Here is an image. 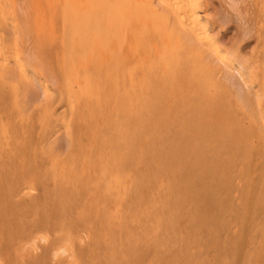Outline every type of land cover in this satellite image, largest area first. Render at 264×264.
I'll use <instances>...</instances> for the list:
<instances>
[{
  "label": "rangeland",
  "instance_id": "obj_1",
  "mask_svg": "<svg viewBox=\"0 0 264 264\" xmlns=\"http://www.w3.org/2000/svg\"><path fill=\"white\" fill-rule=\"evenodd\" d=\"M133 1L137 35L128 39L137 45L130 54L146 63L126 60L125 67L108 8L96 0H57L51 34L39 48L22 27L25 15L18 16L39 0H0V264H151L159 249L138 245L139 234L128 231L139 227L141 209L163 201L173 212L172 223L160 224L161 264H264V0H197L212 36L209 49H200L203 62L187 41L177 42V24L158 0ZM127 21L114 24L125 32ZM156 52L162 75L153 65ZM183 70L195 78L192 87L184 83L194 89L185 106L178 96L163 97ZM142 89L149 97L141 101ZM205 99L208 108H197ZM83 144L95 161L84 172ZM106 154L115 156L112 168L128 175L129 186L112 183L107 207L103 185L89 186ZM59 245L66 253L55 251Z\"/></svg>",
  "mask_w": 264,
  "mask_h": 264
},
{
  "label": "bare ground",
  "instance_id": "obj_2",
  "mask_svg": "<svg viewBox=\"0 0 264 264\" xmlns=\"http://www.w3.org/2000/svg\"><path fill=\"white\" fill-rule=\"evenodd\" d=\"M56 1L57 0H39V2L36 4V3H34V6L31 8V10H29L28 11V13H27V10H26V13L25 14H20V12H19V14L20 15H18L19 17L21 16V18L20 19H22V16L23 15H25V16H23V19H22V23H23V26L22 27H24V28H26L27 30H28V32L29 33H31V34H33V37H34V40H33V42L35 41L36 42V47H38L39 48V45H40V43L44 40V39H47L48 37H49V34H51V21H52V19L54 18V16H55V13H56V11L58 10V5H57V3H56ZM99 4H98V7L99 8H102V10H105V9H107V11H108V14H109V26H110V29H112V32H111V35L114 37V36H116V37H119L120 38V42H121V44H120V57L119 58H121V61H122V65L124 64L125 65V63H128L129 61H131V64H132V60H134L135 61V63L136 64H138V65H144L145 63H146V60H145V58H142V57H139V56H137V55H131L130 54V49L129 48H132L133 46L135 47L136 45H137V43L136 42H133L130 38L128 39V37H129V35L130 36H136L137 35V33L135 32V30H134V25H133V16H134V10H135V7H136V5L134 4V1L133 0H96ZM159 2H160V4L162 5V7L165 9V11H167V12H169L170 13V15L173 17V19L175 20V24H177L176 25V27H177V31H175V33H176V39H177V42L178 43H180V39H182L183 41H187V43L190 45V47H191V52H192V54H194V55H196V56H198V59H199V61H201V62H203L204 60H206L205 59V57L207 58V56H204L203 55V53H202V51L200 50V49H202L203 48V45H205V44H207L208 42H211L212 43V36H211V34H209L208 33V28H207V26H206V22L203 20V11L204 10H201L200 9V7L198 6L199 4L201 5V3L199 2V4H198V2H197V0H158ZM14 2H15V0H14ZM73 2H75V3H82V4H86V0H73ZM66 3V2H65ZM202 6V5H201ZM160 8V7H159ZM11 9V8H10ZM136 11V10H135ZM4 14V13H3ZM164 15H165V13H164ZM163 14H161V16L160 15H158V17H165ZM88 16V15H87ZM118 17H122V18H126V19H128V21H127V30L125 31V32H123V31H119V29H120V27L118 26H116L115 24H116V21H117V18ZM82 19V18H81ZM169 19H170V17H169ZM172 19V18H171ZM173 20V21H174ZM78 23H80V22H78ZM82 23V22H81ZM115 23V24H114ZM170 23V22H169ZM174 22H171V24H173ZM20 25H21V23H19ZM18 24V25H19ZM110 24H112V25H110ZM114 24V25H113ZM141 24H142V21L140 20V26H141ZM19 25V26H20ZM55 25V24H54ZM59 25V24H58ZM174 25V24H173ZM172 25V26H173ZM57 26V25H56ZM175 27V26H174ZM173 27V28H174ZM20 29H21V26H20ZM20 29H18V30H20ZM58 30H59V28H57ZM141 29H143L144 30V27H142L141 26ZM211 29V28H210ZM23 32H24V30H22ZM22 31H20L21 33H23ZM60 31V30H59ZM59 31H57V32H59ZM119 31V32H118ZM27 32V33H28ZM27 33H25V35L27 36ZM172 34H174V33H171V35ZM41 35H43V37L44 38H42L41 37ZM60 35V34H59ZM53 37H54V34H53ZM61 38V37H60ZM179 38V39H178ZM4 39V38H3ZM53 40H56L55 39V37H54V39ZM112 40V39H111ZM214 40V39H213ZM26 41V40H25ZM49 41V40H48ZM84 42H85V39H84ZM45 43H47V42H45ZM52 43V42H51ZM211 43H210V47L212 46L211 45ZM54 44H56V43H54ZM43 45H44V43H43ZM33 46V45H32ZM113 46H114V44H113ZM113 46H112V49H113ZM35 46H34V50L35 49H37L38 50V48H36ZM61 47V46H60ZM110 47H111V44H110ZM57 48V47H56ZM205 48H206V45H205V47H204V49L203 50H205ZM207 48L209 49V47L207 46ZM206 48V49H207ZM32 49H33V47H32ZM63 48H61V50H62ZM116 49V48H115ZM157 49V48H156ZM188 49H189V46H188ZM37 50H35L37 53H38V51ZM70 50V49H69ZM117 51V50H116ZM207 51V50H206ZM42 52V51H41ZM58 52V51H57ZM87 52H89V51H87ZM204 52V51H203ZM60 53V52H59ZM63 53V52H62ZM71 53V52H70ZM158 52H156L154 55L156 56V59H155V62H157V63H154L153 65H155V66H157V68H158V70H160L159 71V74L160 75H162L163 74V72L164 71H166V67L161 63V61L160 62H158L159 61V56H158V54H157ZM204 53H206V52H204ZM32 54V53H31ZM101 54V55H100ZM100 54H99V56L101 57L102 56V52H100ZM115 54V53H114ZM3 51H2V49L0 48V61L2 62V60H3ZM35 56H36V54H35ZM89 55H87V57H88ZM91 56V58H92V55H90ZM114 56V55H113ZM38 57H40V56H38ZM86 57V58H87ZM158 57V58H157ZM209 57V56H208ZM4 58H6V57H4ZM42 58V57H41ZM85 58V57H84ZM118 58V61H120V59ZM216 58V57H215ZM36 59H37V56H36ZM40 59V58H39ZM82 59V58H81ZM89 59V58H88ZM99 59H102V58H99ZM210 59V58H209ZM112 60H114V61H112ZM112 60H110V63H111V61H112V63L115 65V63L114 62H116L117 60H115V56H114V58L112 59ZM126 60H129L128 62H125ZM158 60V61H157ZM79 61H82V60H79ZM87 61H89V60H86V62ZM91 61V60H90ZM101 60H99V62H100ZM120 61V62H121ZM41 62H43V60L41 61ZM65 62V61H64ZM209 62V61H208ZM2 63H4V62H2ZM31 63H33L32 62V59H31ZM44 63V62H43ZM80 63H82V62H79V64ZM91 63H92V61H91ZM109 63V64H110ZM117 63H119V62H117ZM21 64V63H20ZM23 64V63H22ZM21 64V65H22ZM35 64V63H34ZM57 64H58V62H57ZM59 64H60V59H59ZM66 64H68L67 62H66ZM104 64L105 65H107L108 64V62L107 63H105L104 62ZM103 64V65H104ZM120 64V63H119ZM210 64H211V61H210ZM42 65V64H41ZM69 65V64H68ZM67 65V66H68ZM103 65H100V66H103ZM112 65V64H111ZM123 65V66H124ZM128 66L130 65V64H127ZM127 65H125V67H127ZM5 66V65H4ZM59 66H60V68H59ZM58 66V68L61 70V66L62 65H59ZM88 66H90V68H92L91 67V65H88ZM88 66L86 67V68H88ZM99 66V67H100ZM108 66V65H107ZM117 66V65H116ZM225 66V65H224ZM21 69H23L22 67H20ZM42 68H44V66L42 67ZM119 68V67H118ZM6 69V68H5ZM111 69V68H110ZM125 69V68H124ZM4 70V69H3ZM9 70V69H8ZM7 70V71H8ZM24 70V69H23ZM67 70H68V68H67ZM148 71V70H147ZM6 72V71H5ZM23 72V71H22ZM61 72H62V70H61ZM87 72V71H86ZM97 72H99V70H97ZM104 72V71H103ZM115 72V71H114ZM113 72V73H114ZM123 72V71H122ZM189 72V73H188ZM188 72H186L185 70H183V72H182V79H181V82H177V84H176V86L175 87H172L171 89H168V90H166L165 91V94H164V98L166 99V100H168L167 102H170V100L172 101V100H174L175 99V96L178 98V100H179V102L181 103V105L182 106H185L186 105V101H185V97H187V96H189V94H191L192 92H193V90L192 89H190L192 86H193V83H195V78L193 77V75L191 74L192 73V71H188ZM102 73V72H101ZM113 73H111L110 75H111V77L114 75ZM118 73H119V71H118ZM8 74V73H7ZM98 74H100V73H98ZM262 74H263V72H262ZM10 75V73L8 74V76ZM62 75H63V73H62ZM101 75V74H100ZM102 75H105V74H102ZM101 75V76H102ZM116 75H114V77H115ZM119 76V75H118ZM118 76H117V78H118ZM126 76H128L127 74H126ZM140 76V75H139ZM109 77V76H108ZM107 77V79H109ZM114 77H112V79H114ZM120 77V76H119ZM93 78V77H92ZM100 79H101V77H99ZM130 78H131V81L132 82H135L136 81V78H135V75L132 73V72H130ZM140 77H138V79H139ZM261 78H263V77H261ZM94 79V78H93ZM106 79V78H105ZM107 79H106V81H107ZM111 79V80H112ZM143 79H144V77H143ZM63 80H64V78H63ZM110 80V79H109ZM108 80V81H109ZM117 80V79H116ZM119 80L120 81H118L119 83L121 82V77L119 78ZM147 80V79H146ZM146 80H144L145 82H147L148 83V81H146ZM149 81H150V76H149V79H148ZM189 80V81H188ZM99 81V80H98ZM115 81V80H114ZM126 81V80H125ZM130 81V80H129ZM93 82H97V81H93ZM112 82V81H111ZM111 82H109V83H111ZM127 82H128V79H127ZM81 83V82H80ZM100 83V82H99ZM108 83V84H109ZM113 83V82H112ZM146 83V84H147ZM150 83V82H149ZM147 84V85H150V84ZM184 83H186V84H188V85H190L191 87H188V86H185V84ZM95 84V83H94ZM123 84H124V82H123ZM134 83H132V85H133ZM144 84V83H143ZM142 84V85H143ZM152 84V83H151ZM111 85V84H110ZM119 85V84H118ZM125 85V84H124ZM138 85V84H137ZM194 85H196V84H194ZM116 86H117V84H116ZM150 86H152V85H150ZM150 86H148L147 88H149V90L147 89V91H152V90H150ZM263 86V85H262ZM106 87V86H105ZM108 87V89L110 88V86H107ZM121 87H122V84H121ZM121 87L119 88V89H121ZM123 87H125V86H123ZM127 88H128V85L126 86ZM125 87V88H126ZM131 87V86H130ZM137 87H140L139 85L137 86ZM143 87H145V84H144V86ZM142 87V88H143ZM153 87H155V86H152V88ZM163 87V86H162ZM93 88V87H92ZM101 88V87H100ZM114 88V87H113ZM118 88V87H117ZM132 88V87H131ZM107 89V88H106ZM105 89V90H106ZM115 89V88H114ZM130 88H128V90H129ZM140 89V90H139ZM139 89H137V90H139V91H141V88H139ZM146 88H144V90H145ZM157 89V88H156ZM102 90V89H101ZM104 89H103V91L104 92H106ZM117 91H118V89H116ZM123 90H127V89H123ZM132 91H133V88L131 89ZM252 90V89H251ZM92 91H93V89H92ZM112 91V90H111ZM142 91H143V89H142ZM147 91H146V93H147ZM259 91V90H258ZM94 92V91H93ZM108 92V91H107ZM113 92V91H112ZM119 92V93H118ZM117 92V94L116 95H118L119 96V94H120V91H118ZM122 92V91H121ZM144 92V91H143ZM123 93H124V91H123ZM128 93V92H127ZM139 93V92H138ZM138 93L136 92V96H138ZM141 93V92H140ZM145 92H144V94H142V99L140 98V96H138L137 98L139 99H141V101L142 100H144L145 99V97L144 96H146L145 94H146ZM151 93V92H150ZM155 94H156V91L154 92ZM73 94V93H72ZM83 94H84V96L86 97V98H89L90 96H91V93L86 89L84 92H83ZM262 94H264V91H263V93ZM93 95V94H92ZM133 94H131L130 96H132ZM144 95V96H143ZM148 95H151V94H149V92H148ZM179 95H181V97L179 98ZM107 96V95H106ZM105 96V97H106ZM110 95H108V97H109ZM136 96H134L133 98L136 100ZM255 96V95H254ZM259 96V95H258ZM73 97V96H72ZM146 97H149V96H146ZM257 97V96H256ZM70 98V97H69ZM92 98H93V96H92ZM92 98L90 99V100H92ZM128 99H130L129 98V96L127 97ZM167 98H169V99H167ZM255 98V97H254ZM122 99V98H121ZM138 99H137V101H138ZM149 99V98H148ZM256 99H258V98H256ZM104 100H107V98H104ZM103 100V102L104 103H106L105 101ZM206 100V99H205ZM71 101V100H70ZM93 101H94V99H93ZM96 101H97V97H96ZM116 101V100H115ZM123 101V100H122ZM133 101V100H132ZM146 101V100H145ZM144 101V102H145ZM151 101V100H150ZM190 101V100H189ZM256 101V100H255ZM88 102V101H87ZM123 102H125V101H123ZM152 102V101H151ZM154 102V101H153ZM164 102V101H163ZM165 103V104H168L167 106L170 108V106H171V108L172 107H174L173 105H170V104H172V103ZM178 102V101H177ZM109 103H110V100H109ZM112 103H113V101H112ZM122 103V102H121ZM134 103V102H133ZM132 103V104H133ZM138 103H140V102H138ZM148 103V101H146V104ZM195 103V102H194ZM96 104V103H95ZM111 104V103H110ZM123 104V103H122ZM131 104V106H133ZM135 104V103H134ZM141 104V103H140ZM139 104V105H140ZM155 104V103H154ZM153 104V105H154ZM202 104V103H201ZM201 104H199L198 106H197V108H208V106H209V103H208V101L206 100V101H204V104L203 105H201ZM206 104V105H205ZM258 104V103H257ZM72 105V104H71ZM106 105H107V103H106ZM143 105V104H142ZM149 105H151V103L149 104ZM91 106V105H90ZM92 106H94V105H92ZM92 106H91V109H92ZM129 106V105H128ZM147 105H145V109L147 108L146 107ZM152 106V105H151ZM104 107V106H103ZM122 107V106H121ZM125 107H126V105H125ZM139 107H142V106H139ZM143 107H144V105H143ZM94 108V107H93ZM112 108H113V105H112ZM112 108H110L111 110H112ZM126 108H128V107H126ZM130 108V107H129ZM128 108V110H130ZM114 109V108H113ZM116 109V108H115ZM133 109H134V107H133ZM132 109V110H133ZM140 109V108H139ZM142 109V108H141ZM174 109V108H173ZM172 109V110H173ZM121 110H122V108H121ZM131 110V111H132ZM143 110H144V108H143ZM175 111H176V108L174 109ZM117 111H119L118 109H117ZM125 111V110H124ZM96 112V111H95ZM110 112V111H109ZM198 112V111H197ZM200 112V111H199ZM261 112V111H260ZM90 113H91V111H90ZM92 113H94V112H92ZM91 113V114H92ZM111 113V112H110ZM127 113V112H126ZM194 113V112H193ZM262 113V112H261ZM87 114V113H86ZM91 114H87V115H91ZM196 114V113H195ZM260 114V113H259ZM263 114V113H262ZM92 116V115H91ZM203 116H204V114H203ZM165 117V116H164ZM208 117H210V116H207V115H205V118H208ZM261 117H263V116H261ZM93 118V117H92ZM264 118V117H263ZM94 119H96L95 118V116H94ZM262 119V118H261ZM91 121H93L92 119H90ZM115 120V119H114ZM208 120H210V118H208ZM222 120V119H221ZM95 121V120H94ZM220 121V120H219ZM215 122V121H214ZM216 123V122H215ZM174 124V123H173ZM209 124V123H208ZM220 127H221V125H220ZM93 128V127H92ZM91 127H90V130L92 129ZM86 130H88V129H86ZM89 130V131H90ZM92 130H94V128L92 129ZM210 132V131H209ZM95 132L93 131V134H94ZM192 133V132H191ZM189 134V133H188ZM186 135V134H185ZM95 136V135H94ZM90 137H93V135L92 136H90ZM165 137V136H164ZM262 137V136H261ZM260 137V138H261ZM258 139V138H257ZM142 140H139V144H141L142 143V146L144 145V142H141ZM254 141V140H253ZM90 146V145H89ZM89 146L87 145V144H83L82 146H80V147H83V149L82 148H80V149H82L83 151H81V154H82V157H80L81 159H82V163H81V169L83 170V172L84 171H86L87 170V168H88V166H91L92 165V163H95V161H94V159H92L91 157H92V154H91V150H90V148H89ZM130 147V146H129ZM260 148H261V146H260ZM178 151V150H177ZM241 151V150H240ZM175 153H177V152H175ZM179 155V154H178ZM79 156H80V152H79ZM93 156H94V154H93ZM247 156V155H246ZM102 157V159L103 160H101V162H100V168H99V176H97L92 182H91V184L89 185V186H93L92 184H94V185H99V183H101L102 185H103V189H102V193H103V195L105 196L104 198H106V200H107V198L109 197V196H112L113 194H112V192H113V190H114V186L113 185H117V186H119V187H124V188H128L129 186L128 185H126V183H125V177L126 176H128L127 174H124V173H122V172H120V171H118V170H115V168H112V166L113 165H115V160H116V158H115V156L114 155H112V154H110V155H108V154H106V157H104V155L103 156H101ZM177 158H178V156H177ZM131 160V159H130ZM255 164V163H254ZM95 169V168H94ZM93 169V170H94ZM60 170L61 169H59V171H58V173L60 172ZM81 170V171H82ZM83 172H81V173H83ZM235 172V171H234ZM80 173V174H81ZM56 174H57V172H56ZM60 174V173H59ZM61 174H63V176H65L66 177V173H61ZM57 176V175H56ZM80 176V175H79ZM91 176H93V175H91ZM131 177V176H130ZM209 178V177H208ZM91 179V178H90ZM112 181V182H111ZM218 182V181H217ZM112 183H113V185H112ZM211 183H212V181H211ZM215 184V183H214ZM220 186V185H219ZM194 187H196L195 185H194ZM254 187V186H253ZM151 188V187H150ZM156 188V187H155ZM77 190V189H76ZM81 192V191H80ZM79 192V193H80ZM205 192V191H204ZM253 192V191H252ZM178 193V192H177ZM190 193V192H189ZM193 193V192H192ZM197 193V192H196ZM187 194V193H186ZM179 195V194H178ZM161 196V195H160ZM180 196V195H179ZM101 197V196H100ZM147 197V196H146ZM178 197V196H177ZM97 198H99V197H97ZM103 198V200H101L100 201V199H99V201L102 203V204H104L106 207L108 206V200L106 201L105 199ZM180 198V197H179ZM182 198V197H181ZM46 199V198H45ZM146 200V199H145ZM162 200V199H161ZM216 202H218V201H216ZM177 205H178V207H179V209L177 210V211H179V212H182V207L179 205V203L177 202L176 203ZM201 204V203H200ZM214 204V203H213ZM189 206V205H188ZM196 206V205H195ZM20 207V206H19ZM129 207H132L133 209L135 208V206H134V204H133V202H130V204H129ZM207 207V206H206ZM165 208H172L171 206H169V204H167L166 202H162L161 204H159V205H156V206H153V207H150V206H147V207H145V208H143V209H141L140 210V213L137 215V216H135L134 218H136V222H138V224H139V227H135V228H132V227H129V231H128V233L132 236V235H135V234H139V239H140V242H138V245L141 243V242H152L153 244H154V246H156L158 249H159V252H158V255H154V261H153V263L151 262V264H161V260H162V255L160 254L161 253V251H162V248H165V246H164V241H165V239H164V237H162L161 235H162V233L160 232V230H161V227H160V224L164 221L165 223L163 224V226L164 225H166V224H169V223H172V220L170 219V215L172 214V210H169V209H165ZM173 209V208H172ZM208 209V208H207ZM138 211V210H137ZM176 211V210H175ZM126 212V211H125ZM203 215H204V213H202ZM203 215L201 216V217H203ZM211 215V214H210ZM194 221V220H193ZM166 222H168V223H166ZM206 223V222H205ZM166 230H168V229H166ZM171 232V231H170ZM143 235H144V239H142V237H143ZM164 236V235H163ZM43 239V238H42ZM79 239V238H78ZM77 239V240H78ZM33 241V240H32ZM61 241V240H60ZM168 243V242H167ZM66 244V243H65ZM143 244V243H142ZM63 245V244H62ZM67 245V244H66ZM74 245V244H73ZM166 245V244H165ZM32 246V245H31ZM60 246V247H59ZM58 247H57V249L55 250L56 252L57 251H61V252H63V254H64V252L66 253V250L68 249L67 247H66V250H65V248L64 247H61V245H59ZM71 246V245H70ZM69 246V247H70ZM76 246V245H75ZM75 248V247H74ZM22 249H23V247H22ZM72 249V248H71ZM53 251H54V249H52ZM62 250H64V251H62ZM74 250V249H73ZM170 250V249H169ZM25 251V250H24ZM69 251V250H68ZM71 251V250H70ZM175 251V250H174ZM74 252H76V250L74 251ZM135 252V251H134ZM251 252V251H250ZM262 252V251H261ZM26 253V252H25ZM24 253V254H25ZM53 253V252H52ZM51 253V254H52ZM58 253V252H57ZM71 253V252H70ZM155 253V252H154ZM153 253V254H154ZM56 254V253H55ZM62 254V253H61ZM135 254H136V252H135ZM27 255H29V254H27ZM57 255V254H56ZM55 255V256H56ZM59 255H60V253H59ZM165 255V254H164ZM258 255V254H257ZM54 255H52V257H53ZM142 256V255H141ZM50 257V256H49ZM68 257V256H67ZM71 257H74V256H72V254H71ZM29 258V257H28ZM62 259V258H61ZM66 259V258H65ZM69 259H71V258H69ZM50 260V259H49ZM138 260V259H137ZM71 261V260H70ZM74 261H75V259H74ZM149 261V260H148ZM148 261H147V263H146V260H144V259H141L140 261H139V264H149L148 263ZM173 261V260H172ZM50 263V262H49ZM138 263V262H137ZM3 264H4V262H3ZM11 264V263H10ZM68 264H70L69 262H68Z\"/></svg>",
  "mask_w": 264,
  "mask_h": 264
}]
</instances>
